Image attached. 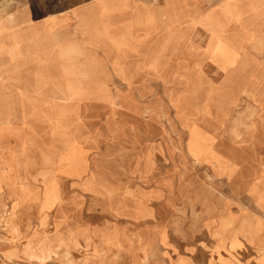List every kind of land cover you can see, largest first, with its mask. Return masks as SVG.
I'll return each mask as SVG.
<instances>
[{
  "label": "rangeland",
  "instance_id": "1",
  "mask_svg": "<svg viewBox=\"0 0 264 264\" xmlns=\"http://www.w3.org/2000/svg\"><path fill=\"white\" fill-rule=\"evenodd\" d=\"M113 1L0 0L3 32L54 16L39 46L56 48L67 90L0 102V264H264V73L201 64L85 85L128 50L134 17ZM27 62L7 60L2 81Z\"/></svg>",
  "mask_w": 264,
  "mask_h": 264
},
{
  "label": "crops",
  "instance_id": "2",
  "mask_svg": "<svg viewBox=\"0 0 264 264\" xmlns=\"http://www.w3.org/2000/svg\"><path fill=\"white\" fill-rule=\"evenodd\" d=\"M125 2V0H114L113 5L116 8L115 18L124 14L127 22L126 13L134 17L132 21L129 18L130 25L126 26L127 23L124 25V28L129 30L124 39L128 41V50L121 52V49L116 47L112 59L103 56L94 72L90 70L84 74L87 80L103 79V81L83 84L121 85L128 82L132 72L139 70H143L145 75H151V78L153 75L157 76L158 72L161 78H165L171 68L200 69L201 64L213 70H255L264 73V0H150L138 1V3L129 0V3ZM138 19L141 23L140 27L137 26ZM20 21L23 23L15 29L7 27V32H3L0 27L2 61L0 102L8 101L9 98L5 96L10 95L15 96L10 100L35 101L30 97L35 93L44 92L49 96L58 92L65 94L67 92L65 87L56 86L58 84L56 48H52L51 51L50 46L47 47L49 49L39 46L41 26L47 29L46 34L50 32L51 27L52 31L55 30L54 16H50L42 23L25 25L24 20L20 19ZM119 23L120 20L118 26ZM19 27L21 29H18ZM170 37L181 39L180 45L183 44L182 38L188 37L192 39L188 42L192 47L179 48L178 45L177 48H169ZM200 38L207 40L206 42L196 40ZM116 40L118 41L119 37ZM76 47L69 48L70 52L78 50ZM51 52L52 56H47ZM101 53L103 55V50L100 52L96 50V54ZM24 59L28 60L27 64L30 65L27 71L23 74L14 73L12 78L17 77L14 81H2L6 76L11 79V76L4 74L2 69H5V62L16 60L21 64ZM63 72L66 75L67 69H63ZM107 79L111 81H106ZM130 83L132 84V82L128 84ZM19 96H23V99Z\"/></svg>",
  "mask_w": 264,
  "mask_h": 264
}]
</instances>
